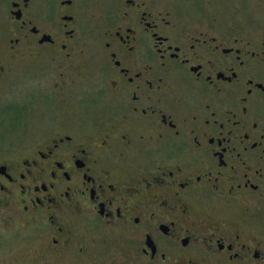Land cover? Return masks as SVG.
I'll list each match as a JSON object with an SVG mask.
<instances>
[{"label":"flooded vegetation","instance_id":"obj_1","mask_svg":"<svg viewBox=\"0 0 264 264\" xmlns=\"http://www.w3.org/2000/svg\"><path fill=\"white\" fill-rule=\"evenodd\" d=\"M32 113L10 264H264V0H0V126Z\"/></svg>","mask_w":264,"mask_h":264},{"label":"rangeland","instance_id":"obj_2","mask_svg":"<svg viewBox=\"0 0 264 264\" xmlns=\"http://www.w3.org/2000/svg\"><path fill=\"white\" fill-rule=\"evenodd\" d=\"M37 82V78H33L32 81H27L26 87L23 86L22 88V99L30 102V100H34L37 98L34 96V94H32V90H35ZM82 86L84 87H77L76 91L85 88L84 83L82 84ZM9 98H7L6 100H8ZM10 99L11 101H14L17 100L18 97H11ZM32 114L33 115L31 116V120L27 127H23L21 125L17 127L14 126L13 128H4L0 126V153H7L11 151L18 152L29 141L30 136L33 135L39 129V124L37 123L39 114ZM4 118V122L8 125L9 120H7L8 117L5 114ZM21 242L22 241L18 239L16 245L14 243V248H12V251L9 253L8 249L10 248V242H3L2 238H0V264H10V262L14 261L22 255V250L17 247Z\"/></svg>","mask_w":264,"mask_h":264}]
</instances>
